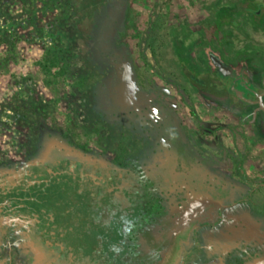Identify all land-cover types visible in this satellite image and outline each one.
<instances>
[{"label":"rangeland","instance_id":"1","mask_svg":"<svg viewBox=\"0 0 264 264\" xmlns=\"http://www.w3.org/2000/svg\"><path fill=\"white\" fill-rule=\"evenodd\" d=\"M245 1L0 0V178L39 161H109L129 152L126 158L144 159V174L154 176L168 211L192 206L195 213L196 200L211 193V183L221 193L220 204L244 200L252 187L236 176L237 160L250 178L264 183V142L248 121L239 123L228 108L200 99L182 65L204 74L215 52L236 63L238 56L254 60L256 49L262 59L253 66L264 62V19L232 11ZM136 87L145 95L131 96ZM158 101L178 112L193 130L194 153L208 160L196 183L170 180L172 156L158 134ZM189 106L205 123L202 140ZM125 143L134 146L125 150ZM68 193L48 190L40 206L66 222L62 203ZM96 208L71 233L72 242L83 238L89 245L98 238V229L89 227ZM208 212L216 226L193 233L191 257L183 258L182 247L172 264H264V188L222 210L221 221L219 205ZM28 250L20 228L0 216V264L49 262L31 258Z\"/></svg>","mask_w":264,"mask_h":264},{"label":"flooded vegetation","instance_id":"2","mask_svg":"<svg viewBox=\"0 0 264 264\" xmlns=\"http://www.w3.org/2000/svg\"><path fill=\"white\" fill-rule=\"evenodd\" d=\"M237 10L252 17L255 22L264 19V1L246 0L232 11ZM226 19L219 22L218 29L228 23ZM228 25L236 24L230 21ZM257 51L252 53L257 55L255 61L262 59ZM213 55L215 64L216 61L218 64L215 65L211 59L210 70L204 74L189 70L183 64L186 77L200 99L210 106L228 108L238 122L248 121L254 137L264 142V62L253 66L252 57L238 56L236 63H229L216 52ZM232 90L234 93H231ZM157 103L163 109L158 134L172 156L170 180L175 185L179 182L187 186L193 179L192 166H208V160L194 153L193 130L180 119L178 112L168 110V105L161 101ZM189 116L191 121L196 118L191 106ZM233 128V131L228 130L234 137H239L240 134ZM197 130L201 140L207 137V130L199 127ZM132 146L129 143L121 145L125 150H130ZM138 150L143 152V147ZM128 154L124 152L122 155L125 158L109 161L56 159L52 164L39 161L14 170L0 178V216L20 228L27 238L31 258H49L47 264H172L174 258L181 256L182 247L183 258H190L193 233L216 226L207 219L212 215L208 212L212 206L203 200L202 206L195 208V213L192 206H186L178 212L173 210L168 222L158 221L146 226L145 208L151 203L160 204L157 195L159 185L156 183V189L149 191L152 197L146 198L145 190L151 186L146 183L150 176L144 174V159L134 161L126 158ZM237 162L236 176L252 187L244 199L249 201L259 189L264 188V183L248 176L240 158ZM48 190L69 192L62 203L65 207L62 216L66 222L53 211L40 206ZM209 194L201 198L207 199ZM240 203L232 205L235 207ZM215 204L219 205L217 221H221V211L232 206L219 202ZM95 206V220L89 227L98 229V238L89 245L83 238H80V243L72 242L71 233L78 231L80 223H86L87 215L94 211ZM80 208H86L88 213L79 212ZM87 230L92 232L95 229Z\"/></svg>","mask_w":264,"mask_h":264},{"label":"trees","instance_id":"3","mask_svg":"<svg viewBox=\"0 0 264 264\" xmlns=\"http://www.w3.org/2000/svg\"><path fill=\"white\" fill-rule=\"evenodd\" d=\"M143 59L145 60V57L143 56ZM139 88L138 87H136L135 88V92H134V94H132L133 92H129L130 93V95L131 96H138V95H145V93L144 92H142L140 89V91L138 90ZM146 95H152L151 93L149 94L148 92L146 93ZM147 102H151V103H153V100H146ZM193 114L195 115V117H196V119L198 120V126H199V128L200 129H202V130H204V126H205V124H204V122L201 120V118L199 117V115L196 113V111L193 109ZM228 129H230L231 131H233V127H229ZM201 168H202V166H201V164H198V165H193L192 166V169H193V179H192V182L193 183H196L197 182V179H198V173L199 172H201ZM150 176V178H149V182H146V183H148V184H150V189H146L145 191H146V194H145V197L147 198V197H152V194H150L149 193V191L151 192H153L156 188H155V185H156V180H155V178H154V176H151V175H149ZM181 183H179V182H177V185H180ZM211 186H210V189H211V193L209 194L210 196H208L207 197V202L209 203V205L210 206H212V207H214V206H216V202L218 203H221L222 201V198H221V196H220V191L217 189V188H215L214 187V185L211 183L210 184ZM215 198H216V200H215ZM203 198H199L198 200H196V202H195V206H194V208H196V207H200V206H202L201 204L203 203ZM240 202H245L244 200L243 201H240ZM240 202H238V203H240ZM233 207V205L231 204L230 205V207ZM150 208V209H149ZM176 212H178L179 210H175ZM172 212L173 211H168V210H166V208H165V206L163 205V200L162 199H160V204H158V203H155L154 205L151 203L150 204V206L147 208H145V213H144V223L146 224V226H147V224H151V223H154V222H160V223H165V222H168L169 220H168V218H170V215H172ZM105 264V263H104Z\"/></svg>","mask_w":264,"mask_h":264}]
</instances>
